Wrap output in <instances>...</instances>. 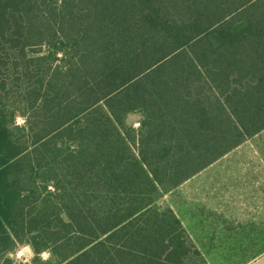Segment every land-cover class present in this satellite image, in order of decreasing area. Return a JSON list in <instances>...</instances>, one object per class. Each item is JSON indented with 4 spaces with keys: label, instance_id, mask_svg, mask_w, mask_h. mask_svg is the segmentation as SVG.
Here are the masks:
<instances>
[{
    "label": "trees",
    "instance_id": "trees-1",
    "mask_svg": "<svg viewBox=\"0 0 264 264\" xmlns=\"http://www.w3.org/2000/svg\"><path fill=\"white\" fill-rule=\"evenodd\" d=\"M263 130L264 0H0V264H202L158 200Z\"/></svg>",
    "mask_w": 264,
    "mask_h": 264
},
{
    "label": "crops",
    "instance_id": "crops-1",
    "mask_svg": "<svg viewBox=\"0 0 264 264\" xmlns=\"http://www.w3.org/2000/svg\"><path fill=\"white\" fill-rule=\"evenodd\" d=\"M247 140L175 188L171 207L205 264H264V143Z\"/></svg>",
    "mask_w": 264,
    "mask_h": 264
},
{
    "label": "rangeland",
    "instance_id": "rangeland-1",
    "mask_svg": "<svg viewBox=\"0 0 264 264\" xmlns=\"http://www.w3.org/2000/svg\"><path fill=\"white\" fill-rule=\"evenodd\" d=\"M140 114L138 113H130L126 117V123L132 125L133 127L138 126V122L140 120ZM248 142H262L264 143V130L256 134L255 137L247 140ZM176 188V187H175ZM175 188L169 190L168 192H165L160 199L158 200V204L163 207H170L172 209V205L174 204V199H175ZM173 210V209H172ZM12 256L15 258L17 261H22V262H29L33 256L32 251L30 250L29 247L22 245L17 248V250L12 253ZM43 258L47 257V253L44 252L42 254ZM195 260H197L195 258ZM202 264H205L204 261Z\"/></svg>",
    "mask_w": 264,
    "mask_h": 264
}]
</instances>
